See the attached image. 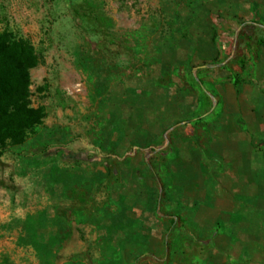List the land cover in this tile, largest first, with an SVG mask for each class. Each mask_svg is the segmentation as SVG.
I'll use <instances>...</instances> for the list:
<instances>
[{
  "label": "rangeland",
  "instance_id": "rangeland-1",
  "mask_svg": "<svg viewBox=\"0 0 264 264\" xmlns=\"http://www.w3.org/2000/svg\"><path fill=\"white\" fill-rule=\"evenodd\" d=\"M256 5L0 0V33L27 40L39 58L29 100L44 112L21 145L0 148V197L55 200L23 238L15 224L0 225V264H92L94 256L147 264V219L230 247L221 262L207 245L195 254L174 241L149 264H264V12ZM96 18L104 30L90 27ZM208 196L214 215L198 204ZM96 224L102 239L81 237Z\"/></svg>",
  "mask_w": 264,
  "mask_h": 264
},
{
  "label": "trees",
  "instance_id": "trees-1",
  "mask_svg": "<svg viewBox=\"0 0 264 264\" xmlns=\"http://www.w3.org/2000/svg\"><path fill=\"white\" fill-rule=\"evenodd\" d=\"M39 63L33 46L9 32L0 33V148L21 145L43 121L29 100V69Z\"/></svg>",
  "mask_w": 264,
  "mask_h": 264
},
{
  "label": "crops",
  "instance_id": "crops-1",
  "mask_svg": "<svg viewBox=\"0 0 264 264\" xmlns=\"http://www.w3.org/2000/svg\"><path fill=\"white\" fill-rule=\"evenodd\" d=\"M262 12H264V0H257L256 14H261ZM85 13L87 14L88 12L85 11ZM84 14L82 15L80 13V17L84 18L85 17ZM89 15H90V18H93L92 13ZM85 18H88V17H85ZM87 25L88 24H83L84 30H87ZM92 26L95 27L96 30H104L107 25L102 23L100 21V19L96 18V22L91 23L90 27H92ZM90 42H92V41L89 39H86V43H90ZM124 59H122L121 57H119V59H116V61H117L116 67L117 68L118 67L120 68L121 64L123 65ZM159 76H155L153 79H155V78L159 79L158 78ZM184 138L186 140H189V139H187L188 137H184ZM15 146H18V145H15ZM102 153L103 152H101V154ZM84 154H87V153H84ZM212 197L213 196H208L207 198H203V199H201L200 202H198V204H199V207H207L208 213H210V210H211V214L214 215L215 212H214L213 208L216 205H214L215 201H214V198H212ZM193 202L195 204V201H193ZM48 203L51 205H42L40 203V201H38L36 203L31 201L27 204H23V203L20 204V202L19 203L17 202V203H15V205H13L12 200L10 198H4L2 196V197H0V207L7 208L12 204L13 206H16V210L13 212H10V211L6 212V210H5L4 216H2L0 214V225L3 224V226L6 228L9 226L11 227V225L15 224L18 231L21 232L20 233L21 235H19V237L23 238L24 236H26L25 234L27 233V224L29 223V221L37 223V220H35V217L41 216V214L39 212V208H41V207L43 208L45 206H49L50 208L55 207V200H50ZM83 203H84L83 204L84 206H87V204L89 202L83 201ZM193 205H191V206H193ZM98 207H99V212H98ZM49 210L45 211V213H44V215L47 217H48V213L50 212ZM54 212L57 213L56 210ZM54 212L52 214H55ZM68 212H69L68 213L69 216L73 215L72 214L73 210H68ZM10 213L12 215H15V219H16L15 221L13 220L14 218H11L10 216H8V215H10ZM58 213H61V212H58ZM147 213L149 214V212H147ZM49 215H50V213H49ZM58 215L60 216V214H58ZM64 215H67V214H64ZM94 215L96 217V221H97L98 215L100 216V218L103 217L102 205H99V206L97 204L95 205ZM212 217L214 218V216H212ZM196 221L200 222V219L199 220H193V222H196ZM155 223L156 222H153V221L151 222L147 219V251H146L147 253H146L145 259H143L141 261H144L147 264H149L151 262L152 258H156L157 260L161 261L160 255H162V254L160 253V250H164V252H165L164 256H167L169 251L173 250L170 248V245H168V244H172L175 241L176 243H179V244L183 243V244L188 245V246H186V245L185 246L189 247V249L191 248V251H194L195 254H198L201 250H204V249L206 250L205 245H207V248L209 250H211V252H218V255H220L219 260H221V262H225V257L223 256V254L227 249L228 250L230 249V247H228V243H226L227 246L225 248L221 247V246H219V248H218L217 243L214 242L213 237H209V236L207 238H205L206 236L200 237L198 232L192 231L190 229H183V227H180L179 231L168 233V231H162L160 229L161 223H159V225H156L157 226L156 228H153L155 226ZM150 227H151V229H149ZM103 234H104L103 229H101V228L98 229V226L96 224L95 230L92 234L88 233V231H86L84 234L81 235V237L82 238H88V239L94 238L96 240H99V239L103 238V236H104ZM69 237L77 238V235L75 234V235H71ZM116 237H119V234ZM162 238L164 239L165 242H164V246L162 248H160L159 246L155 245L157 243V240L154 241L153 239H162ZM199 238L202 240L199 241L198 240ZM49 249L53 250L54 248L51 247ZM120 250L121 249L119 248V249H116L115 251L118 252ZM128 251H131V248H128ZM98 252H99V254H101V252H102V249L100 247L95 248L94 254L96 255V254H98ZM171 252H173V251H171ZM116 254L117 253H114V254H112V256H114ZM215 255H217V254H215ZM87 257H88V255H87ZM87 260L90 262H92L94 260L96 262H94L92 264H97V259L95 256L89 257ZM36 262L39 263L38 259L36 260ZM132 262H134V261H132Z\"/></svg>",
  "mask_w": 264,
  "mask_h": 264
}]
</instances>
